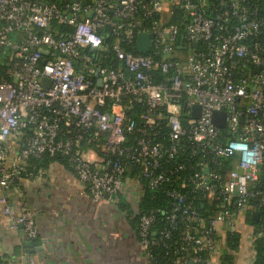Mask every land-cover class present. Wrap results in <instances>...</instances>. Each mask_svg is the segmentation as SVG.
I'll use <instances>...</instances> for the list:
<instances>
[{
	"label": "built area",
	"instance_id": "built-area-1",
	"mask_svg": "<svg viewBox=\"0 0 264 264\" xmlns=\"http://www.w3.org/2000/svg\"><path fill=\"white\" fill-rule=\"evenodd\" d=\"M143 31L147 53L137 51ZM0 58L1 188L45 154L67 159L95 201L116 195L134 168L142 188L170 200L138 214L148 264H213L220 226L264 208L260 0H0ZM93 143L104 161L84 158ZM3 211L27 240L38 236L27 203ZM160 247L173 252L165 262Z\"/></svg>",
	"mask_w": 264,
	"mask_h": 264
},
{
	"label": "crops",
	"instance_id": "crops-1",
	"mask_svg": "<svg viewBox=\"0 0 264 264\" xmlns=\"http://www.w3.org/2000/svg\"><path fill=\"white\" fill-rule=\"evenodd\" d=\"M19 141L10 138V143ZM83 149L103 155L97 143L84 144ZM145 191L136 170L130 168L116 195L95 201L63 161L56 159L41 167L29 165L10 189L0 187V257L15 264H30L31 256L36 264H148L137 234ZM24 203L35 211L39 227L38 236L28 247L25 244L31 240L21 227L9 226L3 211L9 204L17 212ZM247 217L248 211H244L233 223L220 226L213 264H223L226 234L233 230L241 233V241L239 249L232 250L235 257L230 264H251L256 229ZM38 247L42 251L33 255L26 251Z\"/></svg>",
	"mask_w": 264,
	"mask_h": 264
},
{
	"label": "trees",
	"instance_id": "trees-1",
	"mask_svg": "<svg viewBox=\"0 0 264 264\" xmlns=\"http://www.w3.org/2000/svg\"><path fill=\"white\" fill-rule=\"evenodd\" d=\"M260 6L262 8V10L264 11V0H260ZM174 14L175 16L173 17L172 21L174 22H179L178 21V11L175 9L174 10ZM181 27L183 28V25H181ZM6 69L7 66L6 65H2L0 63V78L6 75ZM104 109L109 108V102L108 105L103 107ZM138 107L132 109V111H128V115H133L135 117L137 116V112H138ZM61 160L64 163L69 165V162L67 161V159H65L64 157L60 156V155H49V154H45L44 156H42L40 159H33L31 158L29 161V165L31 166H37V167H41V166H45L47 165L49 162L53 161V160ZM198 201V200H197ZM170 202V200L166 197V195L163 192H158V193H153L150 192L149 190H146L144 193V196L142 198L141 201V207L142 210L153 207V206H165L168 205ZM202 202V200L199 199L198 203L200 204ZM207 208V207H206ZM203 215L207 214L206 209H202L201 210ZM252 214L249 212L248 213V217L247 220L248 222L255 226V238H254V251H255V255H254V263L253 264H264V208L261 209V220L256 222L253 221L251 219ZM138 217L137 216V223H138ZM161 222V221H160ZM258 233V234H257ZM226 249L224 250L223 253V264H230L234 261V253L232 250L237 251L239 249L240 246V241H241V233L237 230H233V231H228L226 234ZM179 236V233H174V238L171 241V246H176L179 244L178 239H176ZM168 250H166L165 248H156L154 249V254L156 255V257L158 259H160L161 262H165V260H167L168 258H170L173 255L172 254H168L167 253ZM180 254L179 253H175L173 257H178ZM203 259L206 260L207 255L205 253H203ZM190 264H205V262H200V263H190Z\"/></svg>",
	"mask_w": 264,
	"mask_h": 264
},
{
	"label": "water",
	"instance_id": "water-1",
	"mask_svg": "<svg viewBox=\"0 0 264 264\" xmlns=\"http://www.w3.org/2000/svg\"><path fill=\"white\" fill-rule=\"evenodd\" d=\"M182 41H183V36L181 37V43H182ZM195 46H198V43H195ZM181 47H184V46H182V45L178 46V48H181ZM149 50H150V34L148 32H144V31L139 32L137 35V51L140 53H147ZM42 52L48 53V50L42 49ZM97 75H99V69L97 70ZM41 82L45 86H48L50 83V79H49V77L43 76L41 79ZM98 84H101V78H98ZM194 109H195L194 115L198 116L199 115V105H195ZM225 117H226V113L224 111L216 110L213 114V121L216 125H218L220 127H224L225 126ZM84 158L86 160L90 161L91 163H93L95 161H104L102 157L95 155V152L92 149H89L84 154ZM206 171H209V168H207ZM251 219L253 221H256V222L260 221L261 220V212L258 210L253 211ZM29 242L30 243L25 244L26 247L33 245L32 240ZM42 249H43L42 247H38L37 249L27 248L26 251L33 255L34 253H37V251H42ZM30 264H36L33 256L30 257Z\"/></svg>",
	"mask_w": 264,
	"mask_h": 264
},
{
	"label": "rangeland",
	"instance_id": "rangeland-1",
	"mask_svg": "<svg viewBox=\"0 0 264 264\" xmlns=\"http://www.w3.org/2000/svg\"><path fill=\"white\" fill-rule=\"evenodd\" d=\"M166 2L172 1V0H164ZM2 62V59L0 58V63Z\"/></svg>",
	"mask_w": 264,
	"mask_h": 264
}]
</instances>
